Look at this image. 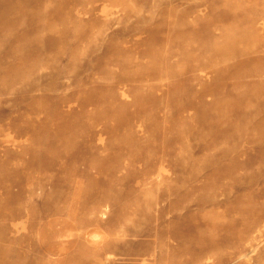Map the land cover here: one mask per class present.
<instances>
[{"label": "rangeland", "instance_id": "obj_1", "mask_svg": "<svg viewBox=\"0 0 264 264\" xmlns=\"http://www.w3.org/2000/svg\"><path fill=\"white\" fill-rule=\"evenodd\" d=\"M0 264H264V0H0Z\"/></svg>", "mask_w": 264, "mask_h": 264}]
</instances>
